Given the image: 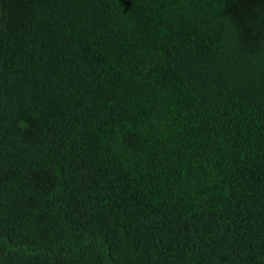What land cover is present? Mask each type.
Wrapping results in <instances>:
<instances>
[{
  "label": "trees",
  "instance_id": "obj_1",
  "mask_svg": "<svg viewBox=\"0 0 264 264\" xmlns=\"http://www.w3.org/2000/svg\"><path fill=\"white\" fill-rule=\"evenodd\" d=\"M0 264H264V0H0Z\"/></svg>",
  "mask_w": 264,
  "mask_h": 264
}]
</instances>
